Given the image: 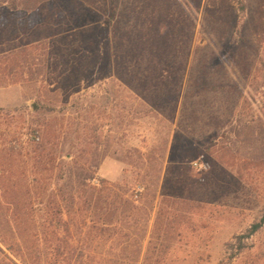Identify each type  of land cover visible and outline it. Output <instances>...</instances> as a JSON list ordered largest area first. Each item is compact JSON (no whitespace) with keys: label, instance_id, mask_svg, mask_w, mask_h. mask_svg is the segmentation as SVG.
Here are the masks:
<instances>
[{"label":"rangeland","instance_id":"obj_1","mask_svg":"<svg viewBox=\"0 0 264 264\" xmlns=\"http://www.w3.org/2000/svg\"><path fill=\"white\" fill-rule=\"evenodd\" d=\"M159 1L61 0L54 39L19 37V66L0 55V236L32 246L0 247V264L27 251L45 263L48 220L60 207L68 219L60 176L72 159L97 171L93 186L119 185L95 212L77 210L70 244L90 264H264V225L252 232L264 218V0L244 11L203 0L200 12L172 1L176 50L154 78L155 107L136 90L146 58L117 75L115 44L119 27L143 34ZM37 137L57 161L33 181Z\"/></svg>","mask_w":264,"mask_h":264},{"label":"trees","instance_id":"obj_2","mask_svg":"<svg viewBox=\"0 0 264 264\" xmlns=\"http://www.w3.org/2000/svg\"><path fill=\"white\" fill-rule=\"evenodd\" d=\"M74 2V0H71ZM175 0H160L159 4L163 7L157 14L150 17L149 23L144 28V33H136L134 30L118 28L116 33V47H115V66L117 75H120V70H123L124 74H131V58L135 59L139 57L146 58V66L149 73L143 75L139 79V86L137 94L140 93L141 99L147 101L149 104L153 103L151 100H160V90L158 83L155 81L156 75H160L161 66L167 61V55L176 50V31L172 24L170 17V9L173 7ZM61 0H0V3L7 5V8L14 15L10 16L7 13H0V55L5 56L13 52L16 55L13 58L14 64L19 66L20 60L17 57L20 51L17 48L16 40L20 37L25 47H31L35 44H44L57 36L58 17H64V6L59 4ZM203 0H186L184 3L187 6L196 4V9L200 12L201 4ZM69 3V1H68ZM177 5L179 1H176ZM241 10L246 8L244 0L240 1ZM165 6V9H164ZM183 10V8H182ZM210 12V10H209ZM208 14V11L207 13ZM135 30H137L135 28ZM12 45V46H11ZM27 52V50H25ZM28 54V53H26ZM130 59V61H129ZM174 67V66H173ZM168 69H170L168 67ZM167 79L175 78V73L172 70L168 71ZM163 77V75L161 74ZM159 78V77H158ZM171 79V80H172ZM158 80V79H157ZM151 95L149 98L144 93ZM179 93V89L176 93ZM176 102L179 97L175 95ZM153 106H158L157 103H153ZM37 132V130H36ZM39 142L34 146L32 153L34 158L37 159L38 167L34 174V180L38 175H45L51 172L47 166L54 167L57 161V157L49 151L48 143L42 141L40 137H37ZM12 142L18 140V137L14 136ZM72 158V157H71ZM70 170L66 174H61L60 178H67L69 180L67 188L64 189L62 194L68 195L69 198L65 201L67 206V217L64 219V211L58 208L59 212L54 214L49 220L48 224L53 228L51 233H45L44 238L51 241L52 245L48 247L44 264H57L60 260H63V264H90L86 251L84 248L74 250L71 247L73 239L72 226L76 227L77 223V210H83L82 206L88 203V210H96V204L106 202L111 198L119 196V185L111 183L106 180H101L100 187L93 186L92 181L96 179L97 171L91 169L92 167L86 165H78V162L68 160ZM36 166V168H38ZM67 193V194H66ZM79 205V206H78ZM264 225V218L260 223L254 225L252 232H257ZM73 227V228H74ZM31 236L24 233H19L11 237L5 235L0 236V247H32L30 246ZM43 238L40 234L35 235L36 242L40 243ZM34 242V241H33ZM35 243V242H34ZM78 247V246H76ZM150 251V250H149ZM28 252L29 259L26 255L21 257V261L24 264H30L34 262V258ZM39 255V259H40ZM40 261V260H39ZM13 264H16L11 260ZM42 263V261L40 262Z\"/></svg>","mask_w":264,"mask_h":264},{"label":"built area","instance_id":"obj_3","mask_svg":"<svg viewBox=\"0 0 264 264\" xmlns=\"http://www.w3.org/2000/svg\"><path fill=\"white\" fill-rule=\"evenodd\" d=\"M195 166L198 167L199 165L196 163Z\"/></svg>","mask_w":264,"mask_h":264}]
</instances>
